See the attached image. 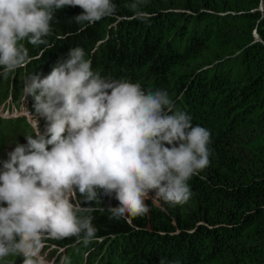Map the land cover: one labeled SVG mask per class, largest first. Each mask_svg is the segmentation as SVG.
<instances>
[{
    "label": "trees",
    "instance_id": "1",
    "mask_svg": "<svg viewBox=\"0 0 264 264\" xmlns=\"http://www.w3.org/2000/svg\"><path fill=\"white\" fill-rule=\"evenodd\" d=\"M113 2L116 16L85 31L73 19L82 9L57 10L46 37L52 48L23 41L32 62L0 76V106L9 100L33 111L25 78L48 75L80 47L101 77L166 90L194 126L210 131V164L188 181L186 203L151 208V229L141 224L144 216L110 220L107 208L119 204L114 194L98 189V199L85 202L75 192L78 205L95 209L82 214L94 217L96 239L87 246L56 239V264H264V0H147L144 21L126 7L131 0ZM0 129V151L36 131L23 115L0 119Z\"/></svg>",
    "mask_w": 264,
    "mask_h": 264
},
{
    "label": "clouds",
    "instance_id": "2",
    "mask_svg": "<svg viewBox=\"0 0 264 264\" xmlns=\"http://www.w3.org/2000/svg\"><path fill=\"white\" fill-rule=\"evenodd\" d=\"M146 3L131 0L126 7L144 21L150 18ZM65 6L82 9L73 18L79 31L117 14L113 0H0V76L32 62L23 41L53 47L46 37ZM91 65L75 47L48 75L23 82L24 98L34 101L36 131L0 159V259L15 255L23 264H45V239L92 243L94 217L82 213L95 209L74 204V192L85 202L96 201L98 189L114 194L119 204L107 208L108 218L129 220L150 212L148 199L186 203L188 181L210 164V131L194 126L166 90L105 79Z\"/></svg>",
    "mask_w": 264,
    "mask_h": 264
},
{
    "label": "rangeland",
    "instance_id": "3",
    "mask_svg": "<svg viewBox=\"0 0 264 264\" xmlns=\"http://www.w3.org/2000/svg\"><path fill=\"white\" fill-rule=\"evenodd\" d=\"M25 116V115H23ZM26 117V116H25ZM27 118V117H26ZM1 130V129H0ZM20 139H15L12 142L11 141H6L5 147H3V150L0 151V159H6L7 158V152L11 151L15 145L17 143H20ZM4 146V144H3ZM76 200V196H75V192L71 194V201L74 204H77V202H75ZM152 203H150L149 208L151 209L152 207H158L161 208L162 205H160V203H154L153 200H150ZM222 203L220 201H218L219 204L224 205L225 207H227L229 204V202H226L224 200H221ZM6 206V205H4ZM166 209V207H164ZM156 218L153 216L152 212L150 211L147 215H144V219L142 221V225L146 226L148 228H152L154 225H156ZM62 249L60 248V246L57 244L56 239H45L43 241L41 250H40V256L44 259L45 264H56V259H57V255L59 254V252ZM0 264H8V262L4 259H0Z\"/></svg>",
    "mask_w": 264,
    "mask_h": 264
},
{
    "label": "built area",
    "instance_id": "4",
    "mask_svg": "<svg viewBox=\"0 0 264 264\" xmlns=\"http://www.w3.org/2000/svg\"><path fill=\"white\" fill-rule=\"evenodd\" d=\"M0 112H3L2 116H8V117H17L20 115H25L27 118V121L33 125V127L36 130V124H35V117L33 114L26 109V106L24 104H21L20 106L14 105L12 101H5L3 105L0 107ZM41 134H44L46 131V126L40 127Z\"/></svg>",
    "mask_w": 264,
    "mask_h": 264
},
{
    "label": "water",
    "instance_id": "5",
    "mask_svg": "<svg viewBox=\"0 0 264 264\" xmlns=\"http://www.w3.org/2000/svg\"><path fill=\"white\" fill-rule=\"evenodd\" d=\"M260 10L263 12L264 11V5L263 3L260 4ZM254 34H255V37L257 40H261V38L259 37L258 33H257V30L255 29L254 31Z\"/></svg>",
    "mask_w": 264,
    "mask_h": 264
}]
</instances>
